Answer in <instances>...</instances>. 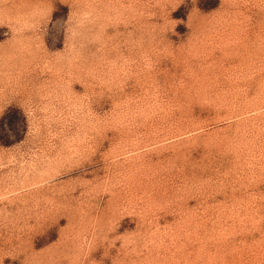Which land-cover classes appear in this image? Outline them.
Wrapping results in <instances>:
<instances>
[{"label":"rangeland","instance_id":"374dc122","mask_svg":"<svg viewBox=\"0 0 264 264\" xmlns=\"http://www.w3.org/2000/svg\"><path fill=\"white\" fill-rule=\"evenodd\" d=\"M0 264H264V0H0Z\"/></svg>","mask_w":264,"mask_h":264},{"label":"bare ground","instance_id":"6f19581e","mask_svg":"<svg viewBox=\"0 0 264 264\" xmlns=\"http://www.w3.org/2000/svg\"><path fill=\"white\" fill-rule=\"evenodd\" d=\"M221 62V61H220ZM217 64V63H216ZM212 65V64H211ZM221 65V64H220ZM216 68V67H215ZM221 68V67H220ZM224 78V77H223ZM207 79V78H206ZM228 80V79H227ZM231 81V80H230Z\"/></svg>","mask_w":264,"mask_h":264}]
</instances>
